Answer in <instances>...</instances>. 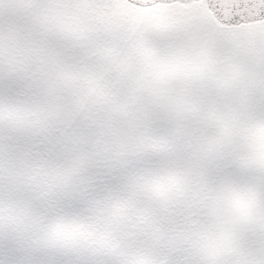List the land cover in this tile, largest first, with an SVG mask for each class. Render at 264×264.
<instances>
[{
    "label": "snow or ice",
    "instance_id": "1",
    "mask_svg": "<svg viewBox=\"0 0 264 264\" xmlns=\"http://www.w3.org/2000/svg\"><path fill=\"white\" fill-rule=\"evenodd\" d=\"M0 264H264V0H0Z\"/></svg>",
    "mask_w": 264,
    "mask_h": 264
}]
</instances>
